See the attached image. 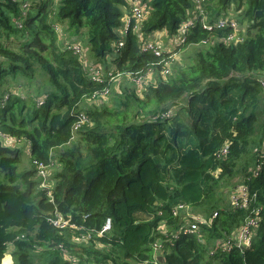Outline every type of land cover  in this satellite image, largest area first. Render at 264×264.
Instances as JSON below:
<instances>
[{"label":"trees","instance_id":"16d2710c","mask_svg":"<svg viewBox=\"0 0 264 264\" xmlns=\"http://www.w3.org/2000/svg\"><path fill=\"white\" fill-rule=\"evenodd\" d=\"M34 1L23 16L21 5L29 1L0 0V40H20L18 50L0 41V132L26 142L33 165L19 172V149L0 142V262H10L4 255L12 245L13 264H73L62 249L75 264H152L151 244L164 222L160 264H264V0H141V38L124 25L127 0H52V20L46 3L30 9ZM190 10L195 23L173 52L209 46L163 77L170 53L158 57L141 44L155 32L176 36ZM230 13L244 30L238 42H227L234 33L228 25L206 30L200 24L202 17L214 24ZM54 23L65 28L64 44L57 42ZM71 36L82 37L86 48ZM74 44L84 58L68 48ZM40 70L47 79H37ZM108 73L112 81L121 77L111 99ZM125 77L134 88L123 85ZM19 86H30V93L17 94ZM105 89L106 98L93 97ZM84 101L93 103L81 109ZM82 118L87 123L73 131ZM156 157L165 161L173 184L163 181ZM36 163L53 171L49 189L31 181ZM239 176L256 195L261 220L250 246L222 252L218 240L232 235L244 217L224 197ZM178 203L215 217L201 240L179 236L169 246L179 224L171 210ZM55 212L76 229H56L48 221ZM138 213L150 219L140 221ZM106 217L112 229L97 237ZM88 233L89 241H72Z\"/></svg>","mask_w":264,"mask_h":264},{"label":"built area","instance_id":"2783aa9c","mask_svg":"<svg viewBox=\"0 0 264 264\" xmlns=\"http://www.w3.org/2000/svg\"><path fill=\"white\" fill-rule=\"evenodd\" d=\"M55 1H60V0H55ZM197 3L202 2V0H196ZM23 8L21 7V13L24 16L28 4L24 3L22 4ZM21 5V6H22ZM198 9V13L202 14V9L200 8L199 5L196 7ZM146 11V5L142 3L141 0H131V8L130 11L127 12V16L124 19V25L132 26L133 32L138 34L139 37L141 38L142 34L140 32V25L142 21L144 20V15ZM196 17H190V15L187 17L186 20H184L176 33V36H174L175 39V44L173 45V49L176 48L178 45L183 43L185 39V34L187 33L188 29L190 28L191 25L195 23ZM205 18L202 17L200 19V24L203 29L206 30H212L213 28H223L225 25L230 26L233 30L234 33L230 36L227 37V42H238L236 33L238 32L237 30V24L236 22L233 21V18L231 16H228L226 20L220 19L214 24H209L204 21ZM16 25L20 27V22L17 21L15 22ZM60 29V28H59ZM55 32H59L57 29H54ZM61 31V29H60ZM58 34V33H57ZM59 35V34H58ZM204 44V42H203ZM119 46H122V43H119ZM165 46L155 38H151L147 41H144L141 44V50L143 52L145 51H151L154 53L155 56H161L162 53H171L170 50L165 49ZM70 48L75 54H77L79 57H83L84 49L79 44H74ZM169 55L167 58L166 62H163V67L161 71V75L168 76L173 68L170 64V58L172 60V56ZM112 73H108V76L110 77L109 79L112 80L113 77L111 75ZM100 77V76H99ZM93 78L96 81L100 82V78ZM134 82L140 83V79H133ZM261 86L264 89V77L263 80L261 81ZM108 90L105 89L101 93L94 94V96H99L100 98H106ZM7 99V95L4 96V100ZM82 123H87V119L82 118L79 123H76L73 125V131H76V129L82 124ZM0 142L3 143L5 146L8 147H17L19 141L16 140L13 137H10L4 133L0 132ZM29 149V148H28ZM223 153V150H222ZM259 169V166L257 165L253 170L257 171ZM36 170L37 174L39 177L43 178V181L40 183V188L42 189H49V185L47 183L49 177V171H46V167L42 163H36ZM240 181L243 182V184H235L229 191L230 198L228 199V203L231 206L232 209L234 210H241V212L244 213L242 225H240L235 232L232 235L226 236L225 238L218 240L220 241V245L217 246L218 248H221L222 252H228L232 246L236 248H244L250 246L252 242V237L254 236L255 229L258 227V224L261 220V207L260 205L255 204L256 200V195L252 194L249 192L247 184L245 185V176L238 177ZM248 180V179H247ZM246 181V180H245ZM48 196L51 198L50 191H47ZM171 214L173 217L177 218L179 221L177 231L176 233L172 236L174 240H177L179 236H188V235H195L201 240L202 237V232L201 230H206L209 228L212 223L215 215L210 216V217H205L203 215H200L198 213H195L193 209H190L189 206L186 204L178 203L176 204L172 210ZM48 221L58 230H65L66 228H71V229H76L74 225H69L68 220L63 219L57 212L53 213V216L48 219ZM112 229V223L111 219L109 217H106L102 228L99 232H96L97 237H102L105 233L110 232ZM164 229H165V223L161 222L159 223L157 227V232H161L162 235L164 234ZM91 239V233L88 234H82L81 236H75L72 235V241L74 242H81V241H89ZM161 240L157 237L153 243L151 244V247L154 251L153 258H155L156 253L161 254L162 253V247H161ZM169 245L172 244V240L168 241ZM216 244H218L216 242ZM63 252V257L70 261L71 263L75 264L76 259L71 257L64 249H62ZM210 255H213V252H210ZM3 259L1 260L0 264H2ZM9 264H13L12 260L10 259ZM154 264H158L156 261H154Z\"/></svg>","mask_w":264,"mask_h":264},{"label":"rangeland","instance_id":"374dc122","mask_svg":"<svg viewBox=\"0 0 264 264\" xmlns=\"http://www.w3.org/2000/svg\"><path fill=\"white\" fill-rule=\"evenodd\" d=\"M18 1H22V0H18ZM27 1H29L27 4H28V7L29 6H32L30 3H33V1L34 0H27ZM54 1V4H57L59 1H55V0H53ZM52 0H35L34 1V6L33 7H31L30 9H33V8H35L36 10L39 8V6H41L43 3H46L45 5H46V11H47V14H49V16H47V20H52L53 18H54V15H52V6H55V5H53V2ZM22 8H23V5L21 6ZM28 7H27V9H28ZM189 15L192 17V15H193V10H190V13H189ZM229 15H231V17L233 18V13H230ZM234 19V18H233ZM205 21V20H204ZM52 28H53V30L54 29H57L59 32H56V33H58L59 35L57 36V42H61L62 40H64L63 39V36H62V31H64V26L62 25V27L61 26H59V25H57V24H52ZM61 29V31H60V29ZM241 29V30H240ZM237 30H240L241 32H242V37L244 36V30H243V28H240L239 26L237 27ZM80 34L81 35H84V37H85V30L83 29V30H81V32H80ZM236 37H238V32L236 33ZM70 39L71 38H73V39H76L77 40V38L78 37H69ZM165 47V49H168V50H170V55H173V53H175V52H173L174 51V49H173V46L172 45H169V44H166V40H165V38L164 37H161L160 39H158ZM1 43L3 44V45H6L7 47H9V48H11V49H13V50H18V47H19V43H20V40L18 41V39L15 37V38H13V37H10L9 39H5V38H2L1 40ZM21 41H24L23 39H21ZM78 42L77 43H81V44H83V47H85V43H83V38L81 37H79L78 38V40H77ZM209 45H208V43H206V44H201V45H191V46H188V47H186L185 49H183V50H181V51H179V52H177V53H175V55L174 56H172V60H171V58H170V64H171V66H172V68H176L177 66H179L180 67V69H183V68H185V67H187L191 62H193V60H194V56H195V53L196 52H198V51H200V50H206V48L208 47ZM86 48V47H85ZM82 58V57H81ZM84 58V57H83ZM41 72H42V74H40V76L37 78V79H39L40 81L41 80H45V79H47V74L44 72V71H42V70H40ZM173 71L174 70H172V73H173ZM103 75H106L105 73H103L102 74V76ZM260 75V74H259ZM124 77V76H123ZM244 77V76H243ZM260 77H262L261 75H260ZM264 77V76H263ZM110 78V77H109ZM238 78H242V76H238ZM120 80H121V77L119 78V82H120ZM123 80H124V86L125 85H127V86H131L132 88H134V86H132V85H130L129 83H132V82H130L129 80H128V78L127 77H125V78H123ZM16 81H18V82H20V77H17L16 78ZM119 82H117V81H112V80H110L109 79V94H110V96H109V98L112 96V93H114L113 91H116V93H119V87H120V85L121 84H118ZM19 85V84H18ZM119 85V86H118ZM10 88H12V87H10ZM15 90H16V88H15ZM30 91H31V87L30 86H26V87H20L19 86V88H18V91H17V94H19V95H23V94H25L26 92L29 94L30 93ZM139 94H142V90H138L137 91ZM263 92H264V89H263ZM40 99V98H39ZM111 99V98H110ZM38 99H37V101H36V103H37V105L39 106L40 104L38 103ZM99 102H101V101H99ZM92 103L93 102H87V101H84L83 103L81 102L80 104H79V107L81 108V109H83L84 107L83 106H89V105H92ZM181 105L180 104H178V106H177V109H178V107H180ZM259 108H263L262 110V112L260 113V117H259V123H262L263 121H264V94H263V100L261 101V103L259 104ZM172 114H169V116H171V117H174V115H175V113H176V110L175 111H172L171 112ZM139 119V118H138ZM23 145H25L26 147L24 148L23 147ZM11 148H14V147H11ZM16 149V148H15ZM17 149H19V157H18V163H17V168H18V170H19V172H26V171H30V170H32V168H33V165H32V163H31V159H30V155H29V151H28V144L26 143V142H24V141H22L21 143H19L18 144V146H17ZM169 158V155L167 154V156L164 158V160L166 161L167 159ZM155 160L157 161V162H159V164L161 165V172L163 173V175H162V179H163V181L166 179L167 181H169L170 183H172L173 184V182H172V180H171V175H165L164 174V172H165V169H164V164H165V161H163L162 160V158H160V157H156L155 158ZM49 172L50 173H52L53 171L50 169L49 170ZM49 175V174H48ZM52 176V175H51ZM49 177H50V175H49ZM48 178V177H47ZM31 181H34L35 183H37L38 185H39V182H41V181H43V178L42 177H39V176H37V175H34L32 178H31ZM48 183V185L50 186V187H52L51 186V184H50V182L48 181L47 182ZM19 185H20V187H21V189L22 190H24V184H22L21 182L19 183ZM38 185H37V187H38ZM38 189H41L40 187H38ZM226 192H227V190L225 191V193H224V197L225 198H227V200L231 197L230 196V194H232V193H230V194H226ZM221 200H222V196H221V198H220V203H221ZM188 206V205H187ZM189 208L190 209H193L192 207H190L189 206ZM147 218H149V217H147ZM252 243V242H251ZM151 249H152V247H151ZM12 250H13V246L12 245H8V249H7V253L4 255V256H11V252H12ZM153 255H154V251H153V249H152V264H154V261H156L158 264H160V262H161V260H162V256H163V252L161 253V254H157L156 253V256H155V258H153ZM4 258V257H3ZM10 258V257H9ZM11 260H12V258H11Z\"/></svg>","mask_w":264,"mask_h":264},{"label":"crops","instance_id":"0c3cea01","mask_svg":"<svg viewBox=\"0 0 264 264\" xmlns=\"http://www.w3.org/2000/svg\"><path fill=\"white\" fill-rule=\"evenodd\" d=\"M129 3L131 2V0H127ZM127 11H125V13H126ZM161 37H164L165 38V40H166V44H169V45H174L175 44V39H174V37H172V38H169V37H167L165 34H164V32H155L154 33V35H153V38H155V39H160ZM61 42H63V40L61 41ZM63 44H64V42H63ZM155 78V76L153 75H151V76H149V80H153ZM23 147L25 148L26 146L25 145H23ZM14 148H16V147H14ZM38 187H40V183H39V185H38ZM136 217H138V220H140V221H146V220H149L150 219V217H149V215H147L146 213H138L137 215H136ZM147 217H149V218H147ZM161 235H162V233L160 232H157L156 233V237H155V239L158 237L159 238V240H161ZM174 235V233H172V235H171V240L173 239L172 238V236ZM176 240H174L173 242H172V244L171 245H169V243H168V245L169 246H172L173 244H174V242H175ZM8 249V248H7ZM10 257V259H11V256H9Z\"/></svg>","mask_w":264,"mask_h":264},{"label":"bare ground","instance_id":"6f19581e","mask_svg":"<svg viewBox=\"0 0 264 264\" xmlns=\"http://www.w3.org/2000/svg\"><path fill=\"white\" fill-rule=\"evenodd\" d=\"M10 261V260H9ZM9 264V263H8Z\"/></svg>","mask_w":264,"mask_h":264}]
</instances>
